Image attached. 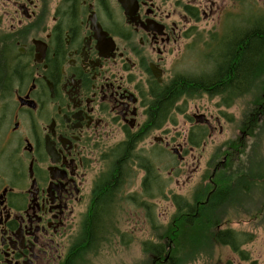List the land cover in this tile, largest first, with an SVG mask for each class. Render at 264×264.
Masks as SVG:
<instances>
[{"label": "flooded vegetation", "instance_id": "af4514ba", "mask_svg": "<svg viewBox=\"0 0 264 264\" xmlns=\"http://www.w3.org/2000/svg\"><path fill=\"white\" fill-rule=\"evenodd\" d=\"M260 8L254 0H0V264H86L134 214L156 229L165 151L190 170L188 180L201 162L194 150L223 132L224 112L213 115L207 103L229 108L245 100V86L215 89L198 79L228 42H240L246 10L264 20ZM186 61L197 70H184ZM255 81L264 89V71ZM170 87L175 98L159 115ZM176 118L188 122L177 143ZM249 126L243 122L241 137ZM232 159L230 150L219 161L211 155L205 199ZM262 165L255 160L240 180L259 201ZM174 196L199 205L197 195L189 202L172 194L175 208ZM196 216L186 211L183 222ZM233 231L222 245L245 264V239ZM120 233L130 240V230Z\"/></svg>", "mask_w": 264, "mask_h": 264}, {"label": "rangeland", "instance_id": "374dc122", "mask_svg": "<svg viewBox=\"0 0 264 264\" xmlns=\"http://www.w3.org/2000/svg\"><path fill=\"white\" fill-rule=\"evenodd\" d=\"M254 1L261 7V10H264V0ZM247 6L249 7L248 3ZM245 19L246 27H250L254 23L260 26L264 25V20L259 15H254L253 19H251V14L247 10L245 12ZM188 61L181 65L184 70H191L194 67L193 63H188ZM194 69L196 68L194 67ZM263 90L262 86L258 91L252 90L246 93L245 100L240 102L239 106L220 107L216 105L214 99L207 103L213 115L220 114L219 111L224 112V115L220 119L223 132L219 133L216 130L211 137L206 139L204 146L199 145L194 150V154H201L202 157L199 169L192 172L188 180L186 176L190 173V170L185 169L184 163L180 162L173 152L165 151V160L161 163V173L165 176L166 180V197H161V199L154 201V225L156 229L147 224L143 227L140 223L142 219L138 218L135 214L127 220H120L117 235L111 242L102 244L99 249L93 251L86 264H156L154 257L143 252L142 245L144 242L163 244L164 239L165 245L163 246H165V249L168 248L169 252L163 253V256L168 255L170 258V251H177L175 254L177 255V264H236L238 254L232 253L227 246L217 243L212 238L217 229L225 228L241 232L240 236L247 234L245 237H249V241H246L241 247L243 255L246 256L245 264H255L256 259L259 264L262 261L264 262V200L259 201L256 193L249 191V188L248 190L246 189L247 192L249 191L248 193H243L240 183L241 175L245 171V168L248 174L255 160L259 163L262 162L264 165ZM257 98H260L258 103L262 104L259 119L254 117V114L259 111L257 106H260L258 103H255ZM199 105L205 107L206 103L199 102ZM176 121L177 123L174 125L179 128L178 130L181 131V135L175 139V142H183L188 122H184L178 118H176ZM244 121H246V125L250 122V126L247 129L249 137H241V133L238 131ZM174 125H169L168 129L175 130ZM236 142L242 144L240 149ZM231 145L234 147L229 149ZM229 150L232 152L233 159L232 161L228 160V162L230 165L233 162L234 167L227 174L223 170H220L213 178L215 181H217L219 176H221V179H224L218 180L219 183L216 188L219 185V187L229 188L226 191V199L223 201L222 206L220 205L221 208L218 211V224L210 229H206L205 226L201 227V229L197 228V226L188 227L183 222V219L180 220V213L177 212L171 203V195H180L191 202V199L199 192L202 195L206 194L210 186L208 178L212 171L210 167H207L211 155H214L216 160L219 161L223 159V155ZM186 158L189 160V156H186ZM224 181H229V185L224 183ZM245 184L249 185L247 181H245ZM202 198H205V196H202ZM261 204L262 208H260ZM173 227H177L182 231L180 230L181 232L177 234L170 232V229ZM125 229L131 232L129 233L130 240L126 243L121 240L125 236L120 235V231L122 232ZM183 232H189L190 234L187 238L183 239L181 236ZM197 237H199V240ZM173 239H175V244H172ZM161 264H166V262L162 261Z\"/></svg>", "mask_w": 264, "mask_h": 264}, {"label": "trees", "instance_id": "16d2710c", "mask_svg": "<svg viewBox=\"0 0 264 264\" xmlns=\"http://www.w3.org/2000/svg\"><path fill=\"white\" fill-rule=\"evenodd\" d=\"M239 38L240 42H237L236 38L234 42H228L224 46V55L215 59L212 72L199 78L198 83L210 85L215 89H220L228 84L234 86L242 85L246 87V93L251 92L252 90L257 91L259 89L255 80L264 71V25L260 26L254 23L252 26L246 27L245 33L240 34ZM176 91L177 89L170 87L166 88L164 92L161 93L159 97V102L161 104H158L156 113L158 112L159 115H161L168 108L175 98ZM217 179L224 180L223 178L221 179V176ZM219 186L215 191L208 194L207 199L202 198V196H205L206 194L202 195V193L199 192L196 198L197 201H199V205L188 203L182 199L180 200L178 196H174L172 199L177 212L181 215L180 220L184 218L186 211H196L197 216L194 219L191 217L186 218L189 223L186 224L188 227L197 226L199 229L203 226H205L206 229L215 227L219 222L218 211L221 208L223 201L226 199V191L229 189ZM189 234V232H183L181 236L185 239ZM246 235L247 234H242V237H245ZM233 236L234 231L226 229L215 231L212 238H214L217 243L223 244L228 241L227 238H232ZM197 238L199 240V237ZM244 239L245 242L249 241V237H245ZM172 244H175V239H173ZM172 247L174 246L172 245ZM143 252L154 257L156 264H161L160 261L163 253L166 254L169 252V249H165L161 243L148 242L145 243ZM170 252V261L167 264H177V255H175L177 251L173 250L172 252L171 250Z\"/></svg>", "mask_w": 264, "mask_h": 264}]
</instances>
